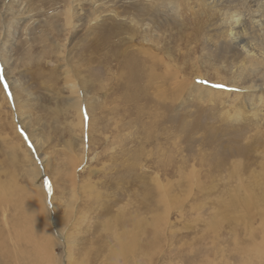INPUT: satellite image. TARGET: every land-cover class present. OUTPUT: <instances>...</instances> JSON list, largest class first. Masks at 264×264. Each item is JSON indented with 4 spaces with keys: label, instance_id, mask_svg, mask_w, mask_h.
<instances>
[{
    "label": "rangeland",
    "instance_id": "1",
    "mask_svg": "<svg viewBox=\"0 0 264 264\" xmlns=\"http://www.w3.org/2000/svg\"><path fill=\"white\" fill-rule=\"evenodd\" d=\"M168 1L0 0V264H264V0Z\"/></svg>",
    "mask_w": 264,
    "mask_h": 264
},
{
    "label": "bare ground",
    "instance_id": "2",
    "mask_svg": "<svg viewBox=\"0 0 264 264\" xmlns=\"http://www.w3.org/2000/svg\"><path fill=\"white\" fill-rule=\"evenodd\" d=\"M17 1H19V0H17ZM73 1L76 2V4H75L76 12L80 15H83L84 12H83V9L81 7V4H82L81 0H73ZM222 1L223 0H202L201 4H203L205 7L209 8V9L217 10ZM66 2H67V4L64 5L63 10H60L59 13L64 15L65 25L67 26V25H70L72 23V20L74 19L76 14L73 11V6H72L71 0H66ZM163 3H164V6H168V7L173 8V9H178V7H179V5L175 4L172 1L163 0ZM9 11L11 12V7H9ZM13 13L15 14L14 11H13ZM11 14H12V12H11ZM221 16L224 18V20L227 19V21H223L219 25L221 27V29L218 30L215 34L216 41L214 42L213 47H219L221 42H224L226 44L228 42L230 44L235 43L237 46H239L241 48V50H243L244 58H250L251 59L249 61V64L254 63L255 60L257 61V63L260 62L261 61L260 54H262V52L258 51L256 44L248 42V40H246V38H245L247 30H246L245 25L243 24V18H242L241 12L240 11L225 10V11L221 12ZM73 25H71L70 27L73 28ZM262 27H263V24H259L255 28H258L260 30ZM57 35H59V33ZM149 40L151 41V38H149ZM210 44H211V40L208 41V45H210ZM54 45L56 48H59V47H63L64 44L57 41V44L54 43ZM72 88L76 89V86H74ZM73 93H75V91H73ZM126 249H127V245L122 244L121 250L124 251Z\"/></svg>",
    "mask_w": 264,
    "mask_h": 264
},
{
    "label": "snow or ice",
    "instance_id": "3",
    "mask_svg": "<svg viewBox=\"0 0 264 264\" xmlns=\"http://www.w3.org/2000/svg\"><path fill=\"white\" fill-rule=\"evenodd\" d=\"M202 83H203V82H202ZM216 87H221V86L217 85Z\"/></svg>",
    "mask_w": 264,
    "mask_h": 264
}]
</instances>
